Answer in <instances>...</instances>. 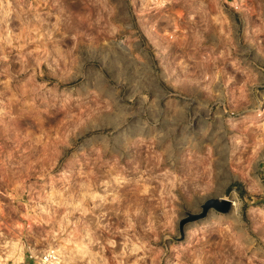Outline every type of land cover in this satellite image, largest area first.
Returning <instances> with one entry per match:
<instances>
[{
    "label": "rangeland",
    "instance_id": "1",
    "mask_svg": "<svg viewBox=\"0 0 264 264\" xmlns=\"http://www.w3.org/2000/svg\"><path fill=\"white\" fill-rule=\"evenodd\" d=\"M241 1L0 0V264H264V0Z\"/></svg>",
    "mask_w": 264,
    "mask_h": 264
},
{
    "label": "built area",
    "instance_id": "2",
    "mask_svg": "<svg viewBox=\"0 0 264 264\" xmlns=\"http://www.w3.org/2000/svg\"><path fill=\"white\" fill-rule=\"evenodd\" d=\"M230 6H232L235 10L240 11L242 7V1L241 0H226ZM258 92L260 95V103L262 108H264V84L260 85L258 88ZM260 170H261V178L264 182V155L261 157L260 161ZM32 258H39L41 263L47 264L51 262H55L57 259H59L58 251L55 248H49L46 250V252L41 253L40 255H31Z\"/></svg>",
    "mask_w": 264,
    "mask_h": 264
},
{
    "label": "water",
    "instance_id": "3",
    "mask_svg": "<svg viewBox=\"0 0 264 264\" xmlns=\"http://www.w3.org/2000/svg\"><path fill=\"white\" fill-rule=\"evenodd\" d=\"M213 203L221 210L227 212L231 208V200L224 198L222 200H215Z\"/></svg>",
    "mask_w": 264,
    "mask_h": 264
},
{
    "label": "bare ground",
    "instance_id": "4",
    "mask_svg": "<svg viewBox=\"0 0 264 264\" xmlns=\"http://www.w3.org/2000/svg\"><path fill=\"white\" fill-rule=\"evenodd\" d=\"M262 109H263V108H262ZM260 114L262 115V113H260ZM261 115H260V116H261ZM257 116H258V115H257ZM55 263H60V261H57V262H55ZM55 263H51V264H55Z\"/></svg>",
    "mask_w": 264,
    "mask_h": 264
},
{
    "label": "crops",
    "instance_id": "5",
    "mask_svg": "<svg viewBox=\"0 0 264 264\" xmlns=\"http://www.w3.org/2000/svg\"><path fill=\"white\" fill-rule=\"evenodd\" d=\"M240 11H238V13H239Z\"/></svg>",
    "mask_w": 264,
    "mask_h": 264
}]
</instances>
